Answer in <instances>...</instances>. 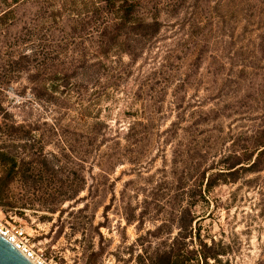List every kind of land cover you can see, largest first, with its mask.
<instances>
[{
  "label": "rangeland",
  "instance_id": "374dc122",
  "mask_svg": "<svg viewBox=\"0 0 264 264\" xmlns=\"http://www.w3.org/2000/svg\"><path fill=\"white\" fill-rule=\"evenodd\" d=\"M117 5L0 0L1 217L55 264H264V0Z\"/></svg>",
  "mask_w": 264,
  "mask_h": 264
},
{
  "label": "built area",
  "instance_id": "2783aa9c",
  "mask_svg": "<svg viewBox=\"0 0 264 264\" xmlns=\"http://www.w3.org/2000/svg\"><path fill=\"white\" fill-rule=\"evenodd\" d=\"M0 208V234L7 239L17 250H19L33 264H55L48 261L42 254H38L30 243V238L25 230L16 224L6 222L2 217Z\"/></svg>",
  "mask_w": 264,
  "mask_h": 264
},
{
  "label": "trees",
  "instance_id": "16d2710c",
  "mask_svg": "<svg viewBox=\"0 0 264 264\" xmlns=\"http://www.w3.org/2000/svg\"><path fill=\"white\" fill-rule=\"evenodd\" d=\"M19 1V0H18ZM104 2L105 3H107V4H117V3H119V5H117L118 6V8L120 9V10H122V9H131V7H132V5L136 2V0H104ZM31 62V56L30 55H28L27 53H25V52H22L20 55H19V63L24 67V68H26L27 66H29L28 64ZM132 130L131 129H129V134L130 135H132ZM264 145V144H263ZM262 145V146H263ZM256 150H258L257 151V155H258V153H260L261 152V150L262 149H260V147H258V148H256ZM53 158L55 159V158H57V156L56 155H54L53 156ZM90 158V157H89ZM255 159L254 160H250L249 161V167H254L255 166ZM236 165H233V166H231V168H234ZM186 227H187V224L185 225V224H181L180 225V228L181 229H186ZM173 255H172V252L171 251H169V252H164V253H162V254H158L157 255V257H159L158 258V260L157 261H153L152 262V264H179V260H174L173 259V257H172Z\"/></svg>",
  "mask_w": 264,
  "mask_h": 264
},
{
  "label": "water",
  "instance_id": "95a60500",
  "mask_svg": "<svg viewBox=\"0 0 264 264\" xmlns=\"http://www.w3.org/2000/svg\"><path fill=\"white\" fill-rule=\"evenodd\" d=\"M0 264H33L0 234Z\"/></svg>",
  "mask_w": 264,
  "mask_h": 264
}]
</instances>
